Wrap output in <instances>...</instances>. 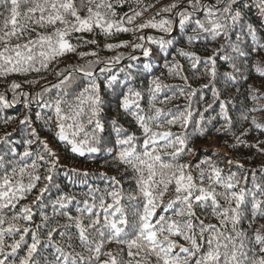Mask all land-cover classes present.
<instances>
[{
	"label": "snow or ice",
	"instance_id": "snow-or-ice-1",
	"mask_svg": "<svg viewBox=\"0 0 264 264\" xmlns=\"http://www.w3.org/2000/svg\"><path fill=\"white\" fill-rule=\"evenodd\" d=\"M135 4L132 7L130 0H0V79L50 71L55 74V81L42 85L35 95L23 91L15 81L6 90L13 93L11 100L6 92L0 93L4 108L18 102L27 106L19 120L21 140H13L12 133L0 136V264H264V224L257 223L264 219V183L253 170L252 186L248 187L247 175L225 172L211 159L195 165L182 163L185 155L193 153L188 132L193 116L190 104L184 111L177 108L176 114L157 106L176 98L174 92L161 99L165 89L175 87L189 101L196 95L188 77L182 75L183 65L175 58L172 63L165 62L169 75L182 79L185 86L163 84L159 77H153L146 88V106L141 103L144 93L130 86V71L123 81L115 74L107 76V88L115 91L114 85L119 83L127 89L118 96L117 108L132 118L140 132L138 136L113 117L114 139H108L102 135L105 101L96 73L110 72V65L119 63L123 56L102 59L96 51L78 52L82 46L97 45L94 34L109 37L144 29L171 33L177 23L186 34L190 29V45L217 44L205 58L183 49L178 55L189 60L197 72L204 67L213 103L218 104L225 121L214 130L221 133L224 129L227 135L233 125L227 107L233 101L223 99L216 84L222 80L225 90L234 88L240 95L253 72L264 77V65L250 63L253 56L264 52V0H187L183 7L180 0H173L139 24L135 21L155 4L145 0H135ZM125 5L131 14L121 16L118 9ZM252 8L260 17L259 27L246 18ZM88 35L93 38L87 39ZM137 39L158 44L161 49L171 43L163 37ZM129 46L133 51L141 49L145 57L150 55L142 43L105 45L108 50ZM68 54L81 60L88 56L95 59L53 67L58 58ZM127 58L137 59L135 55ZM220 61L230 70L221 73ZM132 67L128 65L129 70ZM25 83L35 85L38 81ZM244 91L257 106L246 107L241 114L250 124L241 136L252 130L264 133V123L252 115L264 112V105L259 104L264 94L252 85ZM33 101L50 114L37 112L34 121L30 114ZM212 107L208 104L204 111ZM13 119L5 117L3 123ZM204 120L201 112L191 135L205 134ZM37 122L73 154L106 151L111 160L102 167L114 166L119 178L66 168L64 179L72 184L78 181L87 191H63L57 180L62 168L59 154L41 137L34 126ZM174 126L184 131L174 133ZM260 144L264 141L247 144L238 136L232 147H255L264 153ZM227 163L236 164L238 170L244 167L232 159ZM95 175L107 181L104 189L89 184V177ZM122 181L128 184L127 189ZM53 190L57 193L54 198ZM33 193L31 201L24 203ZM34 209L40 223L34 221ZM209 217L216 222H210ZM111 244L116 247L106 251Z\"/></svg>",
	"mask_w": 264,
	"mask_h": 264
},
{
	"label": "trees",
	"instance_id": "trees-1",
	"mask_svg": "<svg viewBox=\"0 0 264 264\" xmlns=\"http://www.w3.org/2000/svg\"><path fill=\"white\" fill-rule=\"evenodd\" d=\"M132 7H136L135 0H130ZM146 3H154L155 7L145 12L144 15L138 18L135 21V24L143 22L145 19L152 17L155 12L162 6L168 5L173 2V0H145ZM207 2V0H204ZM187 4V0H180V6L183 7ZM179 11V8L176 10ZM118 12L122 16L124 13H130V9L125 5L122 9H118ZM167 15V14H163ZM176 12L172 13V16L175 17ZM249 21L255 24L257 27L260 26V17L257 14L255 8H252L247 13L246 17ZM156 19H160L159 16ZM128 27H133V25H128ZM190 33V29L189 32ZM187 34L184 30L179 27V24H175L171 33H162L156 29H144L142 31H137L135 33H117L115 35L105 37L100 34H94L95 39L97 40V45H88L82 46L78 49V52H88L96 51L99 53V56L102 59H109L111 57L121 55L123 58L119 63L114 66L110 65V72L99 73L97 71L96 76L98 78L97 82L101 86V95L105 101L104 112L102 113L101 122L104 125V132L102 135L108 139H114V134L111 132V118L115 117L118 122L123 125L129 131H135L139 136L140 132L137 129L134 121L131 117L125 116L122 112L118 111V96L122 91L127 89L123 84L114 85L115 91L106 87L105 78L109 75L115 74L118 76L120 81H123L125 77L131 72L132 80L130 81V86L140 90L145 95V100L141 101L142 105L146 106L147 92L146 88L148 87V81L153 77H159L163 84L176 86L179 85L184 87V81L177 76L169 75V69L165 66V62L172 63L173 58L176 62H179L183 65L184 71L182 75L188 77V84L191 86V89L196 90V95L191 98V101L186 99L184 96L179 95L178 89L173 87L170 89H165L160 98L163 99V96L167 94L172 96L173 93H176V98L172 99L170 102L164 104H158L157 106L162 107L165 111L171 109L174 114H176V109L179 108L181 111H184L185 107L190 104V110L193 112L191 118V123L188 128V132L191 136L190 147L193 149L191 155H185L181 160L182 163L192 162L193 165L198 163L200 160L211 159L216 162H219L221 167L225 169V172H238L239 174L247 175L249 177L248 187H251V176L252 171L255 170L257 180L264 183V172H261V169L264 168V153L257 151L255 147H244L232 145L236 144V137H241V140L245 141L247 144H256L258 141H264V133L252 130L247 136H241V133L246 129L250 128V124L245 122L241 114L245 111V108L256 107L257 105L252 102L250 99H247V93L244 91L248 85H252L254 88L258 89L261 94H264V77H260L255 72L252 73L250 79L248 80V85L244 86V89L241 90L242 94L238 95L234 88H229L225 90L222 80L218 81L216 88L219 89L222 93L223 99L232 98V103L228 105L227 111L228 115L233 121V125L229 134H224V129L221 130V133L215 132V128H221L225 124L224 119L221 117V109L218 104L213 103L212 96V86L209 84L210 77L204 74V67L201 66L200 70L197 72L190 67V61L186 58L178 55V51L183 49L188 52H196L202 58L211 55V49L218 47L217 44H207V43H196L189 44L187 42ZM140 36H152L155 39L159 40L163 37L166 41H171L170 44H166L163 49L159 47L158 44L149 43L147 41H142L137 39ZM87 39H92L93 35H88ZM121 41H129L130 43H142L145 47L150 49V55L145 57L142 54L141 49H136L133 51L132 47H121L113 50H108L105 45L108 43L117 44ZM73 42L75 40L73 39ZM129 55H135L136 60H129L127 57ZM95 59L92 56L85 57L83 60L79 59L75 54H68L64 57L58 58L53 67L64 68L69 64H84L88 60ZM258 63L264 65V52H261L253 56L250 60V63ZM133 65L129 70L128 65ZM147 65V68H145ZM121 69H124L122 72ZM228 69L222 61L219 62V71L222 73L228 71ZM46 77V79H41V77ZM26 80H36L38 83L35 85H30L25 83ZM15 81L22 85L23 91L35 95L39 92L42 85L50 84L55 81L54 72H41V73H31L29 75H11L6 79H0V93L6 92L7 99L11 100L13 93L11 91H6L8 85ZM83 83V82H81ZM204 85H209V87H203ZM55 91V90H53ZM22 98L17 97V101H20ZM208 104H213V107L204 111ZM260 105H264V99L259 101ZM27 106L18 102L10 108H4L0 106V136H3L5 133H12V139L15 141H20L22 138V133L18 131L21 127L19 120L23 118ZM41 112L42 114H50V110L42 109L38 103L35 101L32 102L30 107V114L32 119L35 121V114ZM203 112L205 120L203 126L206 129L204 135H191L192 129L195 127L196 121L199 120V114ZM257 120L261 123H264V112L253 113ZM15 117L9 124L5 125L3 119L5 117ZM251 118V117H250ZM34 126L39 131L40 135L44 139H48L50 147H53L56 150L60 157V164L62 166L58 174V182L61 184L63 191L68 193L79 194L87 191V187L80 185L77 181L76 184L69 183L68 180L64 179V170L66 168H76L81 171H87L89 173H107L108 175H116L119 178V172L115 169L114 166H104L106 161L111 160V156L107 154L106 151H101L99 153H85L84 156H79L73 154L68 147L63 143H58L53 138V133L47 131L42 123L37 122ZM171 131L174 133H181L184 131L179 126H174L171 128ZM234 133V135H233ZM208 139H211L209 142ZM111 146L110 144L108 145ZM36 145H33L35 148ZM261 148H264V144H260ZM22 150V149H21ZM232 159L239 164H243V169L237 168L236 164L228 165L227 160ZM120 171H123L121 169ZM125 188H128V184L124 181ZM89 184L95 185L100 189H104L107 185V181L101 179L98 175L89 177ZM57 193L55 190L52 191L51 197L54 198ZM35 196L29 197L28 201L24 203H29L31 199ZM78 198L79 195H78ZM37 212V215L34 218L35 223H40V217L38 210L34 209ZM209 221L215 223L216 221L209 217ZM206 221V222H209ZM258 224H264V219H261L257 222ZM115 244L108 245L105 249H114Z\"/></svg>",
	"mask_w": 264,
	"mask_h": 264
},
{
	"label": "rangeland",
	"instance_id": "rangeland-1",
	"mask_svg": "<svg viewBox=\"0 0 264 264\" xmlns=\"http://www.w3.org/2000/svg\"><path fill=\"white\" fill-rule=\"evenodd\" d=\"M208 141L210 142V141H211V139H208Z\"/></svg>",
	"mask_w": 264,
	"mask_h": 264
}]
</instances>
